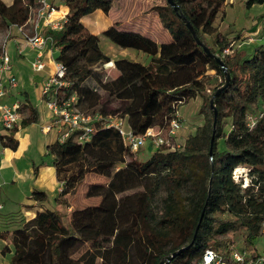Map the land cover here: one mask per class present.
Listing matches in <instances>:
<instances>
[{
    "label": "trees",
    "instance_id": "1",
    "mask_svg": "<svg viewBox=\"0 0 264 264\" xmlns=\"http://www.w3.org/2000/svg\"><path fill=\"white\" fill-rule=\"evenodd\" d=\"M112 2L60 0L68 7L61 27L43 30L54 60L65 69L63 97L75 95L76 104L92 107L98 104L99 89L115 93L118 108L102 104L98 113L127 116L132 132L140 135L148 128H166L178 118L180 104L200 96L198 112L203 123L185 137L182 147L175 148L172 139L173 146L152 148L145 160H139L124 144L114 126L97 127L84 142L68 137L49 143L46 155L55 168L60 190L54 205L36 211L21 227L0 232V238L7 242L2 252H12L8 264H78L70 254L73 245L65 248L73 240L88 242L105 264H201L207 249L229 255L220 238L236 224L244 229L249 243L262 233L264 117L253 126L247 117L256 116L264 104V45L256 46L248 56L233 46L237 36L215 29L213 22L226 0H174L178 10L161 0L149 11L171 38L158 42L139 30L108 26L103 36L120 48L148 55L149 63L115 59L120 74L104 83L98 76L99 81L91 86L85 81L94 82L91 75L95 68L110 62L111 57L101 49L100 36L90 32L81 19L98 9L109 13ZM255 4L264 5V0H245L248 8ZM42 7L41 0H12L10 4L0 0V29L7 33L22 26L31 11L37 17ZM50 7L57 8L54 4ZM259 17L264 20V12ZM186 22L211 55L196 42ZM213 33L215 46L206 38ZM217 58L223 62L229 82L214 95L225 82ZM207 69L214 73L207 74ZM211 98L217 111L215 119ZM20 110L25 113L20 126L38 120V111L30 102ZM224 120L229 121L225 130ZM0 142L4 147H17L12 135L1 136ZM118 166L122 168L115 170ZM237 167L245 168L240 179L234 175ZM89 173L109 179L89 183L84 192L87 197H99L100 206H114L116 213L123 212L127 220L117 234L90 222H77L67 196ZM245 174L249 183L243 186ZM127 188L134 192L117 195ZM31 199L43 202L47 194L34 189Z\"/></svg>",
    "mask_w": 264,
    "mask_h": 264
},
{
    "label": "rangeland",
    "instance_id": "2",
    "mask_svg": "<svg viewBox=\"0 0 264 264\" xmlns=\"http://www.w3.org/2000/svg\"><path fill=\"white\" fill-rule=\"evenodd\" d=\"M4 1L8 3L11 0ZM46 1L49 5H51L48 0ZM160 1L161 0H113L109 13L103 14L101 12H97L86 19L89 28L100 36L101 49L104 53L111 57V62L110 64L108 63L102 67L97 66L95 68V72L91 75L94 82H91L90 79H87L85 82L90 83L92 86V84H95V81H99L98 76L103 83L116 78L120 73L114 66V60L118 58H126L133 62L148 65V55L134 49H123L116 46L102 35V29L109 23V21H118L119 23L117 24L120 29L139 30L147 35H150L157 41H167L171 38V35L163 27L161 22L155 18L153 11H149L151 10V6L153 4L159 3ZM221 9H224L220 12L222 13V16H220V13L216 16L214 25L217 24L220 31L223 33L226 32V35L229 37L237 36L233 41L234 47L239 44L237 48L242 49L249 56L254 52V48L256 46L260 44L264 45V20L259 17V14L264 11V5L261 6L255 4L248 8L245 6V0H228V2ZM31 13L33 15L32 11ZM33 20L39 24L42 20H44V18L33 16ZM55 20H58V18ZM133 21L137 24L131 23ZM145 24L146 27H144ZM5 34L6 33L0 29V42L5 38ZM14 34L15 30L11 29L9 40L15 38ZM214 36V33L206 35L208 44L212 46H215ZM10 42L11 41H8L7 43L8 49L11 47ZM46 71L47 69L43 72ZM53 72L54 69L51 74ZM206 73L212 74L214 71L207 69ZM36 74L40 73L38 72ZM20 75V82L22 81L23 89L29 93L32 103L38 104L37 96L39 94V83L35 84L33 82V72L31 70L30 62L26 60L23 62L22 72ZM97 92L99 94L97 105L85 107L81 104H76L75 100L74 104H76L78 109L86 111L87 113L99 112L98 109L101 108L102 104L107 105L108 108H118L119 97L115 93H110L104 88L99 89ZM200 103V96H196L195 98H191L178 106L177 117L181 121V127L173 138L175 148L180 146L182 147L185 137L188 134L194 133L196 127L203 123V116L198 112ZM124 120L125 124L129 126L127 116L124 117ZM228 122V120H224V122L221 123L223 130L227 128ZM165 147L168 146L165 145ZM152 152L153 149L149 147L146 142V144L140 147L138 151L134 152V154L139 160H145ZM120 168L122 167L118 166L115 170ZM108 180L109 179L107 177L89 173L85 176L77 188L67 196V198L71 200V208L76 210L77 222H90L93 223V225L98 226V228L106 229L111 234H117L119 226L127 220L123 212L116 213L114 206H100L99 197H87L84 192L89 183H106ZM243 182H245V184L249 183V179L246 174L243 177ZM133 192V189L127 188L122 190L117 195L125 196L132 194ZM48 207H51V204H49ZM117 217L119 218V221ZM220 241L222 245L226 246L225 249H229V251L233 249L239 250L244 252L247 256L254 255L258 252H264V234L261 233L260 235L259 232V236L256 241L253 244L249 243L245 239L244 229L237 224L224 236H222ZM72 245L73 247L70 250V254L77 259L78 264H105L100 261L98 257H96L94 250L90 248L88 242H74L73 240L70 242V245H66L65 248L71 247ZM5 256L10 257V254H5ZM5 262L6 258L0 255V264H4Z\"/></svg>",
    "mask_w": 264,
    "mask_h": 264
},
{
    "label": "crops",
    "instance_id": "3",
    "mask_svg": "<svg viewBox=\"0 0 264 264\" xmlns=\"http://www.w3.org/2000/svg\"><path fill=\"white\" fill-rule=\"evenodd\" d=\"M11 1L7 4H10ZM48 1L51 3V5L54 4L57 6V8H52L51 11H59V9H61L62 7L65 8V14L68 11V7L64 4H61L60 0ZM227 2L228 0H226L225 4ZM221 11H219L218 14ZM97 12L103 13L98 9L93 13L82 17L81 19L82 23L92 33L94 32L89 28V25H87L86 19L96 14ZM263 12L264 11H262L261 13ZM65 14L63 16H58L50 19L49 13V16L46 20L49 19L50 22L54 21L57 18H60L59 20H62ZM220 14V16H222V13ZM33 16L34 15H32L31 13L29 17L31 21L30 27L34 22ZM117 23L119 22L109 21V23L102 29V31L108 26ZM131 23L136 22L133 21ZM216 25H214V27L217 28V31L223 33L222 31H220L219 26ZM144 27H146V24L144 25ZM45 28L46 26L41 21V23H39L38 29L40 31H43ZM14 30L15 38L9 40L11 41V47L9 49L7 47V49L11 56L13 71L17 77L18 84L14 88L7 89L5 95L1 98V102L11 104L17 101L21 104V106L27 104V102H30L36 107L38 111V120L26 126H20L18 124L15 130H6L0 123V137L12 135L13 138L17 140V147L15 149L4 147L0 142V232L19 228L27 220L32 218L35 215L36 211L47 208L49 204H51V206L54 205L55 197L58 195L59 189L61 187V183L56 176L55 168L49 164V157L46 155L47 145L57 140L58 133L54 128L46 130V127L52 124L54 117L46 107L41 95L42 85L45 79L51 74L54 69V52L49 44H47L43 50L42 55V61H44L45 63L44 69H42L41 71H34L31 68L33 72V82L35 84L39 83V94L37 96L38 104H34L31 101L29 93L22 87V81L20 82V73L22 72L23 62L26 60L31 64V61L35 59L36 51L29 47H24L23 53L18 54L17 46L23 43V39L21 36V30L18 28H15ZM238 46L239 44H237L236 47ZM110 62L108 63L110 64ZM45 69H47V71L43 72ZM38 72L40 74H36ZM24 115L25 113L22 112V117ZM34 189L45 191L47 194V199L43 202L32 200L31 192ZM6 244V240L0 238V255L6 258V262L4 264H8L12 257L11 251H6L5 253L2 252V248ZM8 247L11 248V246L9 245ZM8 253L10 254V257L5 256V254Z\"/></svg>",
    "mask_w": 264,
    "mask_h": 264
},
{
    "label": "built area",
    "instance_id": "4",
    "mask_svg": "<svg viewBox=\"0 0 264 264\" xmlns=\"http://www.w3.org/2000/svg\"><path fill=\"white\" fill-rule=\"evenodd\" d=\"M43 7L38 11L37 17H43L42 23L47 27L60 28L62 20L47 21L51 11L50 5L46 0H41ZM24 25V24H23ZM22 25V26H23ZM22 26L18 27L22 33L23 43L17 46V53L22 54L24 47H29L36 51L35 59L31 61V68L34 71H41L45 67L42 61L43 50L48 42L43 31L38 29L39 24L34 21L31 30L26 32ZM10 30L5 34V38L0 44V123L6 130H12L22 119L21 104L13 102L11 104L2 103L1 98L5 95L8 88L17 86V77L13 71L11 56L7 49ZM226 52L230 49L227 47ZM54 72L50 74L44 81L41 88L42 99L53 115L54 120L46 130L54 128L57 130V139L63 141L68 137L78 142L87 141L92 132L99 126H114L119 129L123 142L134 153L138 149L148 143V146L155 149L161 146H173L172 139L181 127L179 118L170 121L166 128H148L143 134L135 135L130 126L125 124L122 117L112 114L101 115L98 112L87 113L78 109L74 104L75 95L64 98L61 87L67 85L63 80L65 69L59 62H54ZM264 117V104L260 108L256 116L250 114L248 124L253 126L257 119ZM241 168V169H240ZM240 170V171H239ZM245 168L237 167L234 175L240 179V174ZM245 185V182L242 183ZM60 190V189H59ZM262 233L264 234V221L262 222ZM201 264H264V252L260 255L247 256L239 250H230L228 256H222L212 249H207L202 255Z\"/></svg>",
    "mask_w": 264,
    "mask_h": 264
},
{
    "label": "water",
    "instance_id": "5",
    "mask_svg": "<svg viewBox=\"0 0 264 264\" xmlns=\"http://www.w3.org/2000/svg\"><path fill=\"white\" fill-rule=\"evenodd\" d=\"M166 1H167L171 6H173L174 10H178V7L175 5L174 0H166ZM186 25H187V28L190 30L191 34L193 35L194 39L196 40V42H197L198 44L202 45L204 51H205L208 55H211V52H210L208 46H206V45H204V44L201 43L200 39L198 38V36H197L195 30L193 29V27L191 26V24H190L189 22H186ZM216 61H217V63L222 67V70L224 71V74H225V82H224L223 85H221V86L216 90V92H215L214 95H216V94H217L222 88H224V87L228 84V82H229V74L227 73L226 68H225L223 62H222L219 58H217ZM210 106H211L212 109H213L214 119H215V118H216V115H217V111H216V108H215V105H214V100H213V98L210 99ZM212 140H213V135H212V137H211V142H212ZM210 154H211V150H210ZM182 249H183V248H180V249L176 250L175 252H173L171 255H169V256L167 257V260H170L171 257H173L175 254L179 253Z\"/></svg>",
    "mask_w": 264,
    "mask_h": 264
},
{
    "label": "bare ground",
    "instance_id": "6",
    "mask_svg": "<svg viewBox=\"0 0 264 264\" xmlns=\"http://www.w3.org/2000/svg\"><path fill=\"white\" fill-rule=\"evenodd\" d=\"M64 14H65V9L64 8L59 9V11L52 10L50 12V19H52L54 17H58V16H63ZM30 23H31V21H30V19H28L27 22L22 27L26 32H29L31 30Z\"/></svg>",
    "mask_w": 264,
    "mask_h": 264
}]
</instances>
